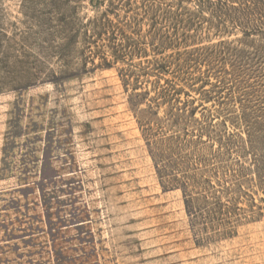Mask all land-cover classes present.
Wrapping results in <instances>:
<instances>
[{"label":"rangeland","instance_id":"374dc122","mask_svg":"<svg viewBox=\"0 0 264 264\" xmlns=\"http://www.w3.org/2000/svg\"><path fill=\"white\" fill-rule=\"evenodd\" d=\"M0 264H264V0H0Z\"/></svg>","mask_w":264,"mask_h":264},{"label":"trees","instance_id":"16d2710c","mask_svg":"<svg viewBox=\"0 0 264 264\" xmlns=\"http://www.w3.org/2000/svg\"><path fill=\"white\" fill-rule=\"evenodd\" d=\"M181 187L183 189V193H184V196H185V203H186V206L187 208L189 207V202H190V195L186 192V188L188 187V184L186 181H184L183 183H181Z\"/></svg>","mask_w":264,"mask_h":264}]
</instances>
